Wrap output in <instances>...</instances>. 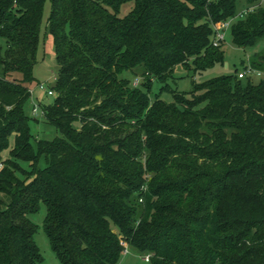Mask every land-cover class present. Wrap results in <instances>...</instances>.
I'll list each match as a JSON object with an SVG mask.
<instances>
[{"label": "trees", "instance_id": "16d2710c", "mask_svg": "<svg viewBox=\"0 0 264 264\" xmlns=\"http://www.w3.org/2000/svg\"><path fill=\"white\" fill-rule=\"evenodd\" d=\"M45 1L0 0V264L41 263L40 205L60 264H117L122 244L150 264H264V54L256 84L235 70L169 85L176 67L223 64L217 25L237 48L264 38L258 0H50L53 100L32 116L58 135L34 140Z\"/></svg>", "mask_w": 264, "mask_h": 264}, {"label": "rangeland", "instance_id": "374dc122", "mask_svg": "<svg viewBox=\"0 0 264 264\" xmlns=\"http://www.w3.org/2000/svg\"><path fill=\"white\" fill-rule=\"evenodd\" d=\"M257 4L264 9V0H258ZM245 6V0H241L239 9ZM50 13V0H46L43 10V19L40 27L39 33V43L37 48L36 64L33 69L34 81L30 85V98L23 106V111L28 121L29 133L34 140H52L58 135L56 130L44 123L41 119L35 121L31 114V108L33 105H40L43 103H51L53 97L47 96L45 92L37 88V83H44L46 85H52L54 83V78L57 74V66L54 56V46L52 38L45 32V23L49 17ZM222 50L224 52L223 64L215 65L214 67L205 70L200 73L192 74V72H187L181 67H176L173 72V78L175 80H170L169 85L172 88H176L179 92H189L191 91V81L199 84L207 81L211 78L230 75L234 73L235 70L241 72L244 67H247L249 63L254 60L257 56L264 54V38L260 39L254 46L245 49L237 48L232 44L230 29H227L224 36V41L222 42ZM123 77L131 80L129 73L124 72ZM252 83L256 84L261 80V77L253 74L249 76ZM138 81V80H137ZM159 89V84L155 83L153 85L152 93H156ZM161 99L166 102H171V96L169 93H162ZM13 141L10 140V146H12ZM8 156V151L2 153V157ZM45 207L40 205L37 213L29 216V219L36 225L37 232L34 235V241L37 245L42 261L40 264H60L51 250L48 239L43 231V220L45 217ZM117 264H150L144 261V255L140 254L138 251L131 247H127V252L122 253V256Z\"/></svg>", "mask_w": 264, "mask_h": 264}, {"label": "built area", "instance_id": "2783aa9c", "mask_svg": "<svg viewBox=\"0 0 264 264\" xmlns=\"http://www.w3.org/2000/svg\"><path fill=\"white\" fill-rule=\"evenodd\" d=\"M252 10V9H250ZM250 10H245L243 12H241L238 17L241 18L243 17L248 11ZM229 24L230 23H224L222 25H217L215 28V36L214 39L212 41V46L213 47H218L223 41H224V36H225V32L226 30L229 28ZM253 74L256 75H261V73L257 72L255 69H253L250 65H248L244 70H242L241 72L237 73V78L238 79H243L246 78L247 76H251ZM133 85L136 86L137 85V80H134ZM38 88L41 91H45L48 95H52V91L50 89H47V86L44 83H40L38 85ZM39 107L36 105H33L31 108V113L33 116H37L40 111H39ZM124 247V253L127 252V245L126 244H122ZM144 261L145 262H149V256H145L144 257Z\"/></svg>", "mask_w": 264, "mask_h": 264}]
</instances>
